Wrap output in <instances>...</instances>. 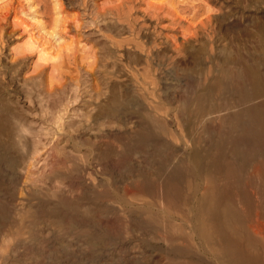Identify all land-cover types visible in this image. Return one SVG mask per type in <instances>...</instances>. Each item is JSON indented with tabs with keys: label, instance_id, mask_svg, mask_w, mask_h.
<instances>
[{
	"label": "rangeland",
	"instance_id": "374dc122",
	"mask_svg": "<svg viewBox=\"0 0 264 264\" xmlns=\"http://www.w3.org/2000/svg\"><path fill=\"white\" fill-rule=\"evenodd\" d=\"M57 1L12 0L10 9L2 10L7 15L0 26V145L8 161L2 159L0 165V201L11 205L22 201L17 170L47 153L41 163L51 156L57 171L44 177V187L82 209L107 207L104 216L111 219L118 214L127 224L131 209L142 208L145 217L153 212L167 225L178 239L175 247L190 241L192 253L206 262L219 264L217 249L225 255L229 245L222 242L231 241L243 244L264 263V197L254 166L264 161V153L258 152L253 162L242 166L235 150L220 139L235 110L264 99L261 93L242 100L226 80L227 71L247 65L264 82V0H192L199 13L197 20H191L194 25L207 22L213 14L219 17L190 43L185 59L173 61L169 51L161 53L163 64L154 65L157 84L152 85L145 84L141 75L148 69L146 58L140 56L134 64L121 57L118 44L132 47L144 26L157 42H181L184 35L170 17L149 25L146 4L137 0L118 12L112 0H60L61 7ZM32 16L36 21L29 20ZM58 18L65 47L53 50L42 38L40 45H31L30 36H38L41 26L56 30ZM39 49L51 54L40 59ZM144 89H149L145 96L140 94ZM128 102L144 110L152 103V109L118 111ZM158 105L165 109L154 110ZM143 120L155 130L149 132L153 136L145 146L134 133ZM219 144L221 154L214 157ZM163 160L169 168L183 165L186 172L177 181L179 204L169 207L160 193L125 195L127 186L156 178ZM235 163L242 167L240 184L221 198L220 187ZM10 164L16 169H10ZM36 177L40 179L39 173ZM105 189L109 197L98 198ZM40 198L31 196L26 208L38 209L44 202ZM202 204L214 208L223 231L212 246L198 235ZM228 210L230 219H226ZM46 218L27 242L0 239V264H166L171 252L165 239L143 229L132 234L125 229L117 244H103L99 250L81 236L78 227H62Z\"/></svg>",
	"mask_w": 264,
	"mask_h": 264
},
{
	"label": "bare ground",
	"instance_id": "6f19581e",
	"mask_svg": "<svg viewBox=\"0 0 264 264\" xmlns=\"http://www.w3.org/2000/svg\"><path fill=\"white\" fill-rule=\"evenodd\" d=\"M108 1L109 0H107V2ZM129 1L130 0H112L111 1L112 3L111 2L110 3L114 5V8L117 9L118 12L121 9L123 11L124 7L127 5ZM137 1L140 2V4L141 3L144 5L146 4L145 10L144 9L143 10L146 12L145 14L148 15L147 17L146 16L145 17L146 20L150 22L149 25H152L154 21H158V20L160 21L161 19H166L167 17H170L173 24H175L179 29V31L184 35L182 36L183 38L182 41L179 43L171 40L170 42H167V44L166 43L164 44V42L163 43L157 42L151 36L150 28L148 26H144V28L142 29L143 34L139 35V38H137L135 43L132 44V47H128L127 44L126 45L123 44L122 46L121 44H118L121 47L120 51H122V53L120 52L121 57L127 58L132 63L137 64V61L140 59V56H144L146 58L148 69H146L144 73L141 74L142 79L144 80L145 84H149V85L157 84V80L154 75L155 73L154 65L156 63L158 65L163 64V60L160 59V57L162 56L161 53L163 51H169L171 53L169 57H172L173 61L183 60L184 54H186L189 51L190 43L193 40L198 39V37L200 36L201 32L205 29V27L207 29L208 26H212L210 24L212 23L211 20L217 19L219 17L218 16L219 14L217 15L213 14V16H211V19L210 18L209 20L207 19V22L203 20L202 21L199 20L201 22L199 21L195 22L198 24L194 25L193 24L194 21L192 19L197 20L196 17L198 16L199 13L198 10H196V6L194 5V3L192 4V0H137ZM11 5H12V0H0V26H1V20L5 19L7 15V13L2 10L3 9L5 10V8ZM56 5L58 7H61V1L58 0L56 2ZM128 5L126 7H128ZM110 7L113 8L112 6ZM8 8L10 9V7ZM20 14L21 16H23L25 12L23 11ZM58 14L62 15L63 13L62 11H60L58 12ZM208 17H210V15L207 16V18ZM29 20L34 22L36 21V18L32 16ZM60 22L61 20L59 18L56 19L55 21L56 30L54 31L46 30V28L42 26L41 28L39 27L40 28L39 35L36 37L35 35H31L30 36L31 38H29L30 39L29 41H31L30 42L31 45H36V44L40 45V42H38V40L39 38H42L44 40L43 44L50 43V47L53 50L61 51L65 46L62 45L64 41V36L59 32L61 25ZM22 23L25 24V22ZM57 28L59 29L57 30ZM68 49L71 50V47H68ZM39 50H40V57H39L40 59H45L46 56H49L47 54H51L44 52L42 49ZM44 50L46 51L47 49ZM47 52H51V50H47ZM134 54H136L135 55L136 57L133 56ZM132 56L134 58H132ZM55 57L57 59V57L59 56H55ZM226 80L233 85L234 92H237L238 96L242 97L241 98L242 100L247 96L250 98V96L255 97V95L257 94H259L258 96H260L261 93L264 94V82L262 81L263 77H260L259 75H255L253 68L247 65H243L242 67L236 68L232 71L230 70L227 71ZM247 87H249V89H247ZM148 90L149 89H144V92L140 94L145 96L144 94L147 93L146 91ZM150 94L155 95L156 92L152 91ZM203 96L204 94L199 95L198 100H201ZM251 104L252 105L249 104V106L247 107L244 106L245 107L244 109H240L238 111L235 110V112H233V117L230 123L225 127V129H223V134L221 133V137H220V139H222V142H225L230 147H232L235 150V155L240 159H242V163H241L242 166L245 163L250 164L251 162H253L254 161L253 157L258 152L264 153V99L263 101L261 100V102L259 103L253 104L252 102ZM145 109L146 110L140 108L139 106L137 107V104H135L134 102H128L127 105H123L122 107H120L118 111L125 112L129 110L133 112V111L141 110L142 112H146L152 109V103L146 105ZM153 109L154 110L157 109L161 111L162 109L165 108L159 107L158 105V107L154 106ZM154 131H155L154 128H152V126L149 125L147 121L143 120L141 121L139 129L134 133L135 135H139L138 137H140V140L145 146L146 145L145 143H147V141L152 139L153 134L151 133ZM147 145L149 144L147 143ZM220 148L221 147L219 144L218 147L214 149V152L212 153L214 157L220 156L221 154ZM3 150H4L3 146L0 145V165L3 162V160H5L4 157L5 154L3 153ZM43 154L44 155L35 156L33 159H31L28 162H24L23 167L17 170L18 178L22 182V187H20V191H21L20 198H22L21 199L22 201H20L19 203L17 202L16 204L13 205L7 202L4 203L0 201V239L7 240V238L9 237V240H12L13 238L15 242H21L23 241V239L26 240L24 242H27V240L34 237L35 230L38 229L37 227L39 226V224L43 222L42 220L47 219L46 217H48L54 223L59 222L62 227H78L81 230V236H83L86 239V241L91 244L92 247L98 248L99 250L101 249L99 248L100 245L103 244L106 245L107 243L113 244L116 243L118 240H121L122 239L121 237L125 229L126 231H128V233L130 232V234L143 229L142 231L144 232L165 239L168 242V245H170L171 252L169 254L168 261L166 264H211L203 260L201 257H196L192 253L193 248L191 246L192 244L190 243V241L184 246L175 247L174 243L178 241V239L174 235L170 234L167 225L162 223L161 220H158L155 214H153V212L151 213V215L145 217L144 215L146 214L147 211H143L144 209L142 210V208L139 209L138 207L132 208L130 213V219H127L128 221L126 224L124 218L118 216V214L114 213L113 214L114 218L112 217L111 219H108L106 216H104L103 213L104 211L107 212L106 209L107 207L94 206V207H88L82 209L75 203H72L71 201H67L62 196L58 195L56 192H51L50 191L51 189L48 188V186L44 187V185L47 184V182L44 183V177L46 180L48 176L54 173V171L57 169V161H55V159H53V157L50 156L48 159L44 158L43 162L46 161L47 164L41 166L40 165L41 160L47 153H43ZM47 156L48 155H46V157ZM26 159L28 158L26 157ZM5 161L7 162L8 160ZM197 164L201 168L202 166L201 157L197 158ZM39 165L41 166V168L43 167L40 172H39L40 169ZM171 166L172 165H170V167ZM214 166H216L215 163ZM254 166L257 172H259L258 174L259 181L261 183V189L264 197V161L255 162ZM8 167L10 169H16V167L13 166L12 164L8 165ZM199 167L197 171H199L200 173L201 169ZM240 168L242 167L240 165H236V163L230 166V169L228 168L225 176V183L223 186L220 187L221 198L226 195V192L228 190H231L236 185L240 184ZM197 171L195 170L194 172ZM37 173H39L40 179L36 177ZM185 174L186 172L183 168V165L177 164L169 168L168 161L163 160L161 164H159V167L156 171V175H157L156 178L150 179L146 177L145 179L141 181H137L135 184H132L131 186H127L125 188L126 191L125 195L134 196L139 193L145 194L148 191L149 193L155 196L158 195V193L163 194L164 196L162 195L161 196L163 197L165 203L167 204L169 203V207L170 205L172 206L175 204H179L180 197L178 195L181 194L180 193L181 189L177 186L178 185L177 181L185 177ZM216 176H220L218 171L216 172ZM35 188L38 190L37 192L34 191ZM44 191H50V192H44ZM115 194L113 195V197L116 196ZM125 195H123V198H125ZM31 196H35L36 198L41 197L40 199L44 201L41 202V205L38 209H34L33 207H30L29 209L26 208L28 206L26 200H29ZM104 196L109 197L107 189H105L103 194L100 195L98 198H103ZM53 199L55 200L54 202H52ZM78 199L76 201H78ZM61 209L65 211L62 212ZM213 210L214 208H209L204 204H202L200 208V223H199L200 225L198 227V232H199L198 235L200 237V240L203 243H205L207 246L215 245V243L218 242L217 241L218 237H220L223 233V231H221L220 229L221 226L219 227V224L216 219L217 212ZM228 215L229 216H226V219H230L231 216L230 210H228ZM232 217H236V216H232ZM26 233L28 237L25 236ZM5 242L7 241H4V244ZM0 244L3 245L2 243ZM222 245H229V246L224 250L225 255L221 254L219 249H217L216 258L219 264H264L261 261V259L258 258L257 255L253 254L250 250H248V248L243 246V244H241L240 246L238 245L237 242H233L231 244V241H223ZM95 251L97 250L95 249L94 252ZM221 255L225 257V260L224 257H222Z\"/></svg>",
	"mask_w": 264,
	"mask_h": 264
}]
</instances>
